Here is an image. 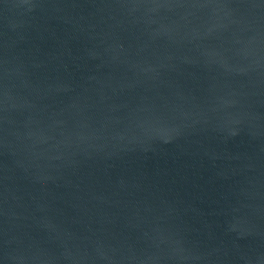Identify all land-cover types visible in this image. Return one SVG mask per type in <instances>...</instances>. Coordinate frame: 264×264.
<instances>
[{"label": "water", "instance_id": "95a60500", "mask_svg": "<svg viewBox=\"0 0 264 264\" xmlns=\"http://www.w3.org/2000/svg\"><path fill=\"white\" fill-rule=\"evenodd\" d=\"M0 264H264V0H0Z\"/></svg>", "mask_w": 264, "mask_h": 264}]
</instances>
